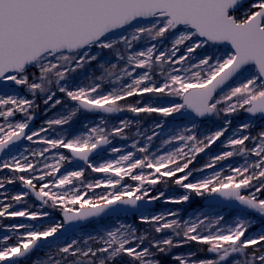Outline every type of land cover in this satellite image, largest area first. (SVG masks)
Returning a JSON list of instances; mask_svg holds the SVG:
<instances>
[{
  "label": "snow or ice",
  "instance_id": "obj_1",
  "mask_svg": "<svg viewBox=\"0 0 264 264\" xmlns=\"http://www.w3.org/2000/svg\"><path fill=\"white\" fill-rule=\"evenodd\" d=\"M0 264H264V0H0Z\"/></svg>",
  "mask_w": 264,
  "mask_h": 264
},
{
  "label": "rangeland",
  "instance_id": "obj_2",
  "mask_svg": "<svg viewBox=\"0 0 264 264\" xmlns=\"http://www.w3.org/2000/svg\"><path fill=\"white\" fill-rule=\"evenodd\" d=\"M37 123H39V120H37ZM156 207L157 208H160V207H165L164 205H161V204H159V203H157V205H156ZM167 207H177V206H175V205H171V206H167ZM183 207H185V211L187 212V211H191V210H193V209H195L196 207H197V203H193L192 205H190V206H183Z\"/></svg>",
  "mask_w": 264,
  "mask_h": 264
},
{
  "label": "trees",
  "instance_id": "obj_3",
  "mask_svg": "<svg viewBox=\"0 0 264 264\" xmlns=\"http://www.w3.org/2000/svg\"><path fill=\"white\" fill-rule=\"evenodd\" d=\"M195 203H198V202H195Z\"/></svg>",
  "mask_w": 264,
  "mask_h": 264
}]
</instances>
